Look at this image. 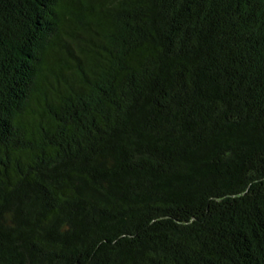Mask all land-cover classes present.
I'll list each match as a JSON object with an SVG mask.
<instances>
[{
  "label": "trees",
  "instance_id": "1",
  "mask_svg": "<svg viewBox=\"0 0 264 264\" xmlns=\"http://www.w3.org/2000/svg\"><path fill=\"white\" fill-rule=\"evenodd\" d=\"M0 264H264V0H0Z\"/></svg>",
  "mask_w": 264,
  "mask_h": 264
}]
</instances>
